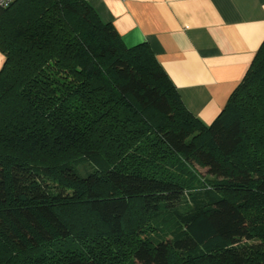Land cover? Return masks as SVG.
I'll use <instances>...</instances> for the list:
<instances>
[{
	"label": "trees",
	"instance_id": "obj_1",
	"mask_svg": "<svg viewBox=\"0 0 264 264\" xmlns=\"http://www.w3.org/2000/svg\"><path fill=\"white\" fill-rule=\"evenodd\" d=\"M0 54V264H264V40L208 125L86 0H14Z\"/></svg>",
	"mask_w": 264,
	"mask_h": 264
},
{
	"label": "crops",
	"instance_id": "obj_2",
	"mask_svg": "<svg viewBox=\"0 0 264 264\" xmlns=\"http://www.w3.org/2000/svg\"><path fill=\"white\" fill-rule=\"evenodd\" d=\"M86 1L124 46L148 44L184 107L206 125L264 40V0Z\"/></svg>",
	"mask_w": 264,
	"mask_h": 264
},
{
	"label": "built area",
	"instance_id": "obj_3",
	"mask_svg": "<svg viewBox=\"0 0 264 264\" xmlns=\"http://www.w3.org/2000/svg\"><path fill=\"white\" fill-rule=\"evenodd\" d=\"M14 0H0V10L7 8Z\"/></svg>",
	"mask_w": 264,
	"mask_h": 264
},
{
	"label": "rangeland",
	"instance_id": "obj_4",
	"mask_svg": "<svg viewBox=\"0 0 264 264\" xmlns=\"http://www.w3.org/2000/svg\"><path fill=\"white\" fill-rule=\"evenodd\" d=\"M80 171L83 172L84 169L81 168ZM198 171H199L200 173H203V172H204V170H202V169H198Z\"/></svg>",
	"mask_w": 264,
	"mask_h": 264
}]
</instances>
